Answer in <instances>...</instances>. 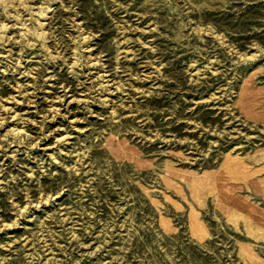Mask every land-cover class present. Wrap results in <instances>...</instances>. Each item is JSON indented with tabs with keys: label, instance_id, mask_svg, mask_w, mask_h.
Masks as SVG:
<instances>
[{
	"label": "rangeland",
	"instance_id": "374dc122",
	"mask_svg": "<svg viewBox=\"0 0 264 264\" xmlns=\"http://www.w3.org/2000/svg\"><path fill=\"white\" fill-rule=\"evenodd\" d=\"M0 264H264V0H0Z\"/></svg>",
	"mask_w": 264,
	"mask_h": 264
},
{
	"label": "bare ground",
	"instance_id": "6f19581e",
	"mask_svg": "<svg viewBox=\"0 0 264 264\" xmlns=\"http://www.w3.org/2000/svg\"><path fill=\"white\" fill-rule=\"evenodd\" d=\"M41 13H43V14H44V13H45V11H44V10H42V11H41ZM41 13H40V14H41ZM40 25H42V22H41V21H40ZM38 34H40V32H38Z\"/></svg>",
	"mask_w": 264,
	"mask_h": 264
}]
</instances>
